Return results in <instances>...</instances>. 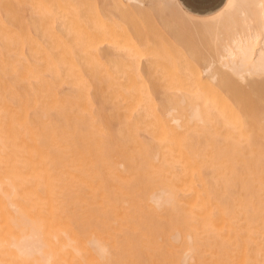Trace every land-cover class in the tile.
I'll use <instances>...</instances> for the list:
<instances>
[{
	"label": "bare ground",
	"instance_id": "obj_1",
	"mask_svg": "<svg viewBox=\"0 0 264 264\" xmlns=\"http://www.w3.org/2000/svg\"><path fill=\"white\" fill-rule=\"evenodd\" d=\"M105 1L0 0V264H264V0Z\"/></svg>",
	"mask_w": 264,
	"mask_h": 264
},
{
	"label": "rangeland",
	"instance_id": "obj_2",
	"mask_svg": "<svg viewBox=\"0 0 264 264\" xmlns=\"http://www.w3.org/2000/svg\"><path fill=\"white\" fill-rule=\"evenodd\" d=\"M170 3H169V2ZM136 2H137V4H136ZM162 2L164 3V7H162ZM168 3V5H169V7L167 6V3ZM177 2H179V0H135V4L139 7V10H141V12H143L142 14H145L146 15V20H144V21H146V22H150L153 26H155L156 25V28H157V30H158V32H159V34H161V35H164V36H169V35H171V33H173V32H171L172 30L171 29H169V27L170 28H172V26L174 27V25H176V23L178 24V25H181L182 23H184L187 19H188V17H189V15L188 14H186V12L185 11H180V12H174V11H171L169 8H173L174 6H175V4L177 3ZM225 2H226V0L224 1V3L219 7V8H222L224 5H225ZM94 3H95V5H96V7L97 8H99V9H101L102 8V6H104L102 9H105V10H107V13H108V8H106V6H107V2L104 0H94ZM106 3V4H105ZM141 3V4H140ZM159 3V4H158ZM161 7H162V9H161ZM165 7H168L167 9L165 8ZM157 8V9H156ZM165 8V9H164ZM164 9V10H163ZM184 10H186L185 8H183ZM163 10V11H162ZM159 11H160V13H159ZM149 12V13H148ZM157 12V13H156ZM162 12H163V14H162ZM172 12V13H171ZM109 13H111L110 14V16H113L112 15V12L109 10ZM108 13V14H109ZM158 14H159V16H158ZM173 16H172V15ZM161 15V16H160ZM171 15V18L169 17ZM179 15V16H178ZM183 15V16H182ZM148 16V17H147ZM149 17H151V18H149ZM160 17V18H159ZM148 18V19H147ZM165 18V19H164ZM185 18V19H184ZM161 19V20H160ZM162 19H163V23L161 22L162 21ZM166 19L168 20V22L166 21ZM174 19H176V20H174ZM172 20H174L175 22L178 20V22H173ZM181 20H182V22H181ZM153 21V22H152ZM165 21V22H164ZM171 21V22H170ZM163 25H162V24ZM167 23H170V24H167ZM171 23H172V26H171ZM175 23V24H174ZM181 23V24H180ZM164 24L166 25H169V26H165V28H164ZM174 24V25H173ZM168 27V28H167ZM166 28L168 29V30H166ZM161 31V32H160ZM162 33H165V34H162ZM227 32H221V35H222V37H223V39L224 40H226V42H227V36H228V33L226 34ZM227 37V38H226ZM228 43H229V40H228ZM213 48V47H212ZM59 91L60 92H62V94H65L66 93V88L65 87H61L60 89H59ZM63 91H65V92H63ZM154 193V195H159V193H161V191L159 190H157V191H155V192H153Z\"/></svg>",
	"mask_w": 264,
	"mask_h": 264
},
{
	"label": "crops",
	"instance_id": "obj_3",
	"mask_svg": "<svg viewBox=\"0 0 264 264\" xmlns=\"http://www.w3.org/2000/svg\"><path fill=\"white\" fill-rule=\"evenodd\" d=\"M224 1L225 0H189V1L179 0L180 4L183 6V8H185L186 10H188L191 13L199 14V15L208 14V13H211V12L217 10L224 3ZM185 2H186V4H185ZM210 3H212L214 5H212ZM196 5L197 6L199 5L198 8Z\"/></svg>",
	"mask_w": 264,
	"mask_h": 264
}]
</instances>
